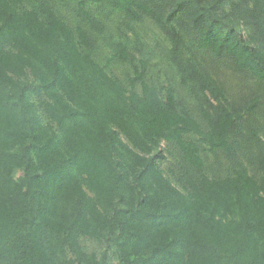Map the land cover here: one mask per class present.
<instances>
[{"label":"trees","instance_id":"1","mask_svg":"<svg viewBox=\"0 0 264 264\" xmlns=\"http://www.w3.org/2000/svg\"><path fill=\"white\" fill-rule=\"evenodd\" d=\"M25 1L0 0V264H109L84 251L82 236L109 242L121 264H264V143L254 151L252 141L264 130L256 117L264 115V0H229L248 41L217 11L224 0L176 1L172 13L190 16L213 62L251 73L259 86L244 117L220 100L224 86L196 68L201 118L177 108L172 88L162 97L143 70L131 88L107 70L127 49L106 22H74L80 12L92 20L88 0ZM92 1L112 6L108 16H149L174 52L184 43L172 13L156 3ZM100 38L113 48L106 66ZM161 139L179 153L176 182L153 154ZM203 144L225 174L204 172Z\"/></svg>","mask_w":264,"mask_h":264},{"label":"rangeland","instance_id":"2","mask_svg":"<svg viewBox=\"0 0 264 264\" xmlns=\"http://www.w3.org/2000/svg\"><path fill=\"white\" fill-rule=\"evenodd\" d=\"M56 6H63L65 0H53ZM79 1V0H74ZM149 3L158 4L165 15L173 12L177 0H145ZM212 1V0H204ZM39 4V5H38ZM40 7V3L34 0H26L24 6L32 8L34 6ZM60 6V7H61ZM92 17L89 20L87 16L80 12V15H75L74 22L83 26L93 28V21H104L109 25V29H116V37L119 42L124 44L118 45L119 49H127L126 58H116L111 64L107 65V70L118 76L128 88H131V78L136 75V70L144 71V79L160 89L162 97H167L168 88H172L176 98V106L181 112L190 111L197 117H200L197 107L201 103V94L199 92V81L195 77V69H207L210 74L224 86V95L220 98L222 102L231 106L235 105L244 117H248L246 109L252 98L253 92L259 87L256 82V77L251 73L244 74L230 68L226 63H215L211 59V55L199 46L197 34L193 28L190 16L182 12L172 13L170 16V23L175 25L184 37V43L176 52L173 51V41L171 37L149 16H144L142 21H134L125 15H118L117 12L111 13L108 16L112 6L106 3H97L94 1H86L82 6ZM217 11L224 15L227 20L234 19L239 26L241 37L248 41L250 39V29L245 21L238 18L232 12L231 1L224 0L217 7ZM67 12V11H66ZM65 12V13H66ZM103 25L102 23H100ZM103 38H100L102 59L100 61L106 66L107 57L113 53V48L106 44ZM145 63V65H144ZM185 66L189 69L185 70ZM31 78V75H29ZM140 89V83L137 84ZM262 90V89H261ZM208 97L214 103L220 100L209 89L206 90ZM203 101V99H202ZM232 103V104H231ZM256 117L264 119L263 114H257ZM44 122L50 121L46 116H43ZM252 123H254L252 121ZM54 126L55 123L53 124ZM243 133L248 132V127H242ZM195 139L198 136H192ZM238 141L245 149L247 141L243 142V138L239 136ZM256 144L254 151L259 149L258 145L264 143V130H257V137L252 140ZM242 150V151H243ZM241 152V151H240ZM156 156V161L164 174L171 177L174 182L175 175L172 169L177 173H183L180 165V157L178 151L165 139H161L159 146L153 151ZM201 155L204 160V172L211 177L221 176L228 170V166L222 165L216 160L214 155L208 151L207 145H202ZM251 174L260 178L262 171L258 164L246 161ZM227 165H230L227 161ZM23 174L20 169L16 172L19 177ZM81 246L84 251L88 253H95L100 259H104L109 264H121L116 248L107 241H100L87 236L80 238ZM68 257L75 259V254L68 252Z\"/></svg>","mask_w":264,"mask_h":264}]
</instances>
